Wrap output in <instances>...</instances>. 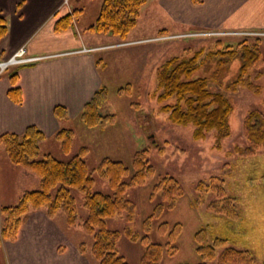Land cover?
Wrapping results in <instances>:
<instances>
[{"label": "rangeland", "instance_id": "374dc122", "mask_svg": "<svg viewBox=\"0 0 264 264\" xmlns=\"http://www.w3.org/2000/svg\"><path fill=\"white\" fill-rule=\"evenodd\" d=\"M67 1L71 0H65V2ZM156 1L148 0L146 2H159ZM216 1L229 3V0H173L169 2L173 3L174 9L176 3L183 5L184 12L181 13V16L185 19L184 22H179L175 16L167 14L163 5L159 8L153 4H149L151 6L140 19L143 6L146 4L144 3L137 23L124 39L111 34L120 44L127 42L128 35L131 37L152 35L149 40H146L148 41V51L143 59V70L136 75L137 77L127 81L130 83V94L117 93V89L127 86V82L115 86L116 82L112 81L109 84L113 85L107 87L109 90L108 100L99 107V110L101 113H114L116 115L115 123L107 124L102 128L100 126L86 127L78 119L65 122V126H69L74 131L69 155L62 153L56 139L50 138L46 142L45 151L63 160L77 152L79 147L86 146L89 168H93L100 159L106 156L120 159L125 164H129L133 153L140 146H145L148 149V158L155 167V177L160 173H168L179 181L182 194L175 206L166 209L160 217L153 218L150 230L147 232L150 240L165 242L171 227L175 223L180 224V232L174 241L175 251L172 254L164 253L159 264H195L199 262L193 238L199 228L206 229L209 239L218 236L229 239L228 244L236 248L249 249L254 256V264H260L264 258V147L246 157L238 156L234 149L235 146L247 144L243 132V120L246 113L252 109L264 112V63L260 68V76L250 79L253 84L258 86V92L245 86L238 87L234 92L224 91L232 103L233 111L229 118L230 134L221 140L220 148L214 146V131L207 132L202 139H194L191 125H176L169 122L166 113L159 111L161 104L153 96L156 86V67L167 58L181 54L186 48L191 50H197L200 47L211 48L218 40L230 44L243 38L251 39L256 36L261 38L260 50L264 58V29L229 31L209 27L206 23L192 25L191 18L206 19L209 5ZM96 6L95 3H88L85 8L86 12H92ZM82 10L71 8L72 17L78 18L79 11ZM72 20L74 23L75 20ZM162 28L166 30H159ZM131 49L133 48L121 46L112 50L115 64L121 66L119 74H124L122 62L125 59L131 61L135 58ZM127 53L131 54L128 56ZM22 57H28L25 55V51ZM10 66L14 67V65ZM253 74L254 72L251 73V77ZM16 166L10 163L6 169V175L4 169L0 171V173L2 172L1 206L14 204L24 190L38 186V178L35 174H33L35 182H32L33 179L31 180L30 177L23 178L22 176L17 181L20 174L13 168ZM200 182L205 185V190L196 188ZM153 183L154 178L147 180L143 186L128 188L126 197L131 199L135 206L132 220L126 222V215L123 214L108 219V227L122 231L124 226L129 223L133 232L144 234L143 220L151 213L156 202L149 198ZM213 184L222 187L224 196H231L235 199L237 217L230 218L209 208L211 201L220 198L217 187H209ZM93 188L103 192L110 191L108 183L98 177H95ZM74 196L77 199L79 213L84 216L82 195L74 191ZM38 211L41 214L36 215L39 220L35 223L43 225L44 228L47 226L51 239L53 235H58L56 229L65 228V232H61V238L59 235V238L52 239L53 245L51 246L53 247L48 248L50 252L57 250L59 253L57 259L63 256L70 257L73 251L74 257L82 258L80 264H96L89 250L91 238L88 235L86 238L84 237L85 233L81 227L67 225L63 213H61L62 217L50 218L44 210L38 209ZM30 213L25 215L23 222L29 219ZM161 222H167L168 228H161ZM21 226L14 240L2 241L0 264H25L21 262L24 253L27 254L29 251L28 255H32V249L26 246L19 248V235L23 227ZM41 229L40 237L44 238V229ZM69 239L77 243V249L67 245ZM33 241L38 240H32L31 243ZM81 242L87 244L86 251L83 253L78 248ZM20 244L22 245V243ZM117 246L119 253L130 264H140L141 256L145 250L144 243L131 241L122 234ZM219 252L220 249L217 250V254Z\"/></svg>", "mask_w": 264, "mask_h": 264}, {"label": "trees", "instance_id": "16d2710c", "mask_svg": "<svg viewBox=\"0 0 264 264\" xmlns=\"http://www.w3.org/2000/svg\"><path fill=\"white\" fill-rule=\"evenodd\" d=\"M147 0H102L98 14L85 30L110 33L124 39L137 23L140 11ZM74 16L68 13L59 17L54 29L65 30L73 25ZM5 18L0 15V39L6 34ZM261 38H243L235 43L216 41L213 47H200L197 50L184 49L181 54L171 56L155 69L156 86L153 96L160 103L159 111L166 113L167 119L176 125H191L194 139H202L209 131H214V146L220 148V142L230 134L229 118L233 106L224 91L234 92L245 86L255 89L258 86L251 78L259 77L264 58L260 50ZM234 64V65H233ZM9 72L12 86L8 96L14 102H21V89L16 85L17 68ZM254 72L251 77V73ZM119 87L117 93L130 94V83ZM109 97V90L101 86L83 104L78 121L86 127L100 126L116 121L114 113H101L99 107ZM137 105V103H134ZM133 107V105H131ZM53 114L59 121L68 119V111L63 105H55ZM243 132L247 141L245 146H235L238 156L253 155L264 147V112L249 110L243 120ZM46 136L36 125H28L22 133L5 132L0 135L9 162L35 174L38 178L36 188L24 190L17 201L0 207V245L3 240H14L17 232L31 210L42 209L50 218L63 213L69 226H79L91 238L89 250L96 264H130L118 251V240L124 234L131 241L145 244L140 264H159L163 254L175 251L174 241L180 232V224L175 223L168 231L165 242L150 240L147 232L153 218L160 217L166 209L173 208L182 194L179 181L168 173L156 177L155 167L148 158V149L140 146L129 164L120 159L103 157L93 168L87 163L88 148L81 146L66 160L56 158L50 152L42 153L41 147ZM63 154L69 155L74 139V131L62 125L53 135ZM95 177L105 180L109 192L95 190ZM149 198L155 200L151 213L143 220V232H133L127 224L122 231L111 229L107 220L126 215V222L132 220L134 202L126 197L130 187H140L153 179ZM208 187V186H207ZM219 199L211 201L209 208L227 217H237L235 199L224 196L220 186ZM199 190H205L200 182ZM74 191L82 195L84 216L79 213ZM168 228L167 222L160 223ZM195 252L199 262L195 264H254V256L249 249H239L229 243V239L207 236L206 229L199 228L193 235ZM85 252L87 244L78 245ZM220 252L217 254V250ZM192 264V263H178ZM264 264V258L260 262Z\"/></svg>", "mask_w": 264, "mask_h": 264}, {"label": "crops", "instance_id": "0c3cea01", "mask_svg": "<svg viewBox=\"0 0 264 264\" xmlns=\"http://www.w3.org/2000/svg\"><path fill=\"white\" fill-rule=\"evenodd\" d=\"M101 1L0 0V15L5 18L7 25V32L0 39V61L9 58L22 46L25 47L26 56L38 57L37 60L17 68L16 85L21 89V102H14L7 94L12 86L9 72L17 65L0 69V135L5 132L22 133L26 126L36 125L46 136L41 147L44 153L47 140L53 138L54 133L62 125L65 126V122L78 118L83 104L96 89L101 86L109 87L113 85L109 84L112 81L116 82L115 86H120L137 77L136 75L143 70V59L148 51L146 40L152 35L135 37L128 35L126 39L128 43L120 44L111 34L85 30L97 16ZM158 1V3H147V0L140 19L153 4L159 8L163 5L167 14L175 16L179 22H184L185 19L181 16L184 12L182 4L176 3L174 9L173 3H169L173 0ZM88 3H95L97 5L95 10L86 12ZM71 8L83 10L79 11L78 18H74L75 22L71 27L55 30V21L71 13ZM191 22L192 25L206 23L209 27L229 31L264 29V0H229V3L216 1L209 5L206 19L191 18ZM121 46L133 48L131 52L135 57L131 61L125 59L122 62L123 75L118 73L121 66L115 64L113 60V51ZM130 54L127 53L128 56ZM55 105L66 107L68 120L59 121L54 116ZM9 164L7 155L0 145V171L4 169L5 175ZM13 168L20 174L17 181L22 176L30 177L31 180L33 179L32 182H35L33 173L22 167ZM1 174L2 172L0 188ZM29 213L31 214L28 216L29 219L23 222V227L21 226L19 242L22 245L19 243V248L26 246L32 249V255H28L29 251L27 254L24 253L22 263L80 264L82 262L80 256L74 257L73 251L70 257L63 256L57 259L59 256L57 250L50 252L48 248L53 247L52 239L59 238V235L61 238V232H65V228L56 229L58 235H53L51 239L47 226L44 228L43 225L35 223L39 220L36 215L41 212L32 210ZM57 216L62 217L61 213ZM41 228L44 229V238L40 237ZM86 236L84 234L85 238ZM35 239L38 241L31 243ZM67 245L77 249V243L72 242L71 239Z\"/></svg>", "mask_w": 264, "mask_h": 264}, {"label": "built area", "instance_id": "2783aa9c", "mask_svg": "<svg viewBox=\"0 0 264 264\" xmlns=\"http://www.w3.org/2000/svg\"><path fill=\"white\" fill-rule=\"evenodd\" d=\"M24 47H20L11 57L0 62V69L3 70L9 65L21 64L25 62L34 61L38 57H22L24 53ZM3 64V65H2ZM3 66H5L3 68Z\"/></svg>", "mask_w": 264, "mask_h": 264}, {"label": "bare ground", "instance_id": "6f19581e", "mask_svg": "<svg viewBox=\"0 0 264 264\" xmlns=\"http://www.w3.org/2000/svg\"><path fill=\"white\" fill-rule=\"evenodd\" d=\"M1 62V61H0ZM3 65V64H2ZM5 66H3V68H4Z\"/></svg>", "mask_w": 264, "mask_h": 264}]
</instances>
